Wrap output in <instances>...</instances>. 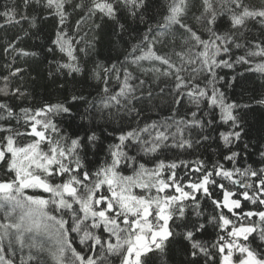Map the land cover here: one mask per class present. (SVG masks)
Here are the masks:
<instances>
[{"label": "snow or ice", "instance_id": "obj_1", "mask_svg": "<svg viewBox=\"0 0 264 264\" xmlns=\"http://www.w3.org/2000/svg\"><path fill=\"white\" fill-rule=\"evenodd\" d=\"M69 2L12 0L0 10V29L23 21L36 27L29 8L46 10L43 19L57 18L47 50L66 57L56 70L66 69L69 76L82 72L77 52L87 55L94 47L84 40L87 33L78 36L88 21L116 20L119 39L125 34L130 39L119 66L97 65L93 71L102 84L95 99L72 94L66 102L19 112L0 100V264H41L45 253L56 264H157V259L169 264L176 245L183 257L179 264H264V147L259 161L246 162L250 145L243 142L240 112L253 103L264 106V93L248 104L229 99L218 86L225 77L217 71L246 65V72L264 79V0H169L162 21L136 36L119 23V14L123 10L145 22L146 0H81L73 5L82 15L71 35L65 28ZM189 15L194 23L186 22ZM256 25L259 35L253 36ZM3 52L37 55L12 41ZM14 63L15 56L3 66L0 96L23 101L30 93L11 85L13 78L24 79L25 69ZM146 75L157 84L156 95L171 97V115L141 124L144 110L136 105L151 101L155 92ZM237 75L224 87L231 88ZM113 77L115 91L109 87ZM182 104L187 111L179 116ZM75 116L82 120L83 135L61 127L63 118ZM125 116L136 126L110 131L114 142L105 149L96 122ZM213 132L214 145L208 143ZM201 147L219 150V158L206 159Z\"/></svg>", "mask_w": 264, "mask_h": 264}, {"label": "trees", "instance_id": "obj_2", "mask_svg": "<svg viewBox=\"0 0 264 264\" xmlns=\"http://www.w3.org/2000/svg\"><path fill=\"white\" fill-rule=\"evenodd\" d=\"M81 0H70L65 5L66 11L70 14L65 24L66 30L69 34H73L75 30L76 21L82 15V12L77 9L74 11L73 5L80 3ZM252 3L259 4L260 0H250ZM12 0H0V10H3L5 4H11ZM17 5L22 3V0H15ZM169 0H146L147 10L144 12V21L133 20L132 17L126 12L121 11L119 23H124L126 27H129V31L132 36H136L137 32L143 34L146 32L147 27L151 25L155 27L158 22H161L163 15L165 14ZM29 16H36V27H31L28 21H23L21 25H12L4 29H0V76L6 75L7 70L3 67L5 63H11L15 56L14 67L24 68L25 71L21 74L24 79L18 80L12 79V87L22 85L23 89L30 93V96L23 101L17 100L15 97H3L0 96V100L8 102L16 112H19L20 107L24 106H37L44 102L56 103L61 101H67L70 99L72 94H83L88 99L97 98L100 94V88L102 84H98L93 78V71L97 69V65L109 66L112 63H117L124 60L126 44L124 41L130 39L128 34H125L124 41H121L117 35L119 32V24L116 20H110L104 18L103 20L96 18L94 21H88V23L82 27L78 36H84L85 41H93L94 47L88 49L87 55L81 52H77L79 57L78 63L82 69L79 74H73L72 76L67 75V70L64 69L61 72H57V62H65L64 57L58 51L49 52L47 49L53 47L51 45V39L54 38L55 29L57 26V18L49 17L43 19V16L47 15L46 10L39 8L35 5L29 8ZM2 22V20H0ZM188 23H194L191 15L187 18ZM99 25L97 28L95 25ZM250 26L251 22H250ZM223 28V26H222ZM136 30V31H132ZM27 33V35H26ZM253 36L259 35V26L256 25L252 30ZM15 37H19V40H15ZM12 41L16 43V46L23 48L29 52H36V56L20 57L16 56L14 52H10L7 56L3 52V46ZM84 46V42L77 45V48ZM172 45H169L171 48ZM169 48L163 49V51L169 50ZM247 66L237 65L235 70L221 68L218 69V74L225 77L224 81H221L220 86L225 91L229 99H235L241 104L252 103V97L259 96L264 93V88L261 87L264 84V79L261 78L258 72H246ZM135 75L141 76V72L131 68ZM243 72V76L237 75ZM49 73H52L50 76ZM233 75H237V82L231 88H225L224 84L231 79ZM151 83L152 88L155 90L154 97L151 101L147 99L143 103H138L136 106L143 109L141 124L145 120H157L162 121L169 115H171L170 102L171 97H160L156 95L159 89L157 84L151 80L150 75L143 77ZM63 85V87H61ZM0 86H3V81L0 80ZM162 86V84H161ZM109 87L115 91L118 89V83L114 77L109 82ZM147 88V85L145 86ZM77 108H73L75 113ZM83 107L79 108V112L83 113ZM187 111L186 104H182L178 110V115L182 116ZM241 114L244 118V127L247 135L243 138V142L250 145L248 149L249 158L247 163H253L259 161L258 151L264 147V106L252 104L250 108L240 109ZM87 123V121H83ZM82 120L79 116L74 118H63L61 127L65 132L71 134L73 132H79L83 135V129L79 127ZM136 123L125 116L119 122L111 121L105 124L104 121H97L95 127L97 128V134L102 135L103 147L106 149L107 146L114 142V136L109 135L110 131H114L119 134L120 130H128L130 127H135ZM92 127V125H89ZM226 126H219L220 130H224ZM214 145L216 132L212 133ZM238 147L242 148V144ZM218 151L213 152L212 148H200V153L204 154L207 159L209 156L213 160L218 159ZM199 154V153H198ZM171 156V153H169ZM92 157H90L91 159ZM190 159L192 157H189ZM100 159H104L102 153ZM245 161H241L244 163ZM230 166V165H226ZM253 166H257L253 164ZM127 174V173H126ZM206 203V212L211 214L213 208L210 202ZM210 235L207 239L214 238V232L209 228ZM259 243V240L254 242L255 246ZM79 248V245H77ZM179 245L175 246L174 254H170L169 264H179V261L183 258L180 251ZM55 260L48 253L44 254L41 264H55ZM157 264L159 260L157 259Z\"/></svg>", "mask_w": 264, "mask_h": 264}, {"label": "rangeland", "instance_id": "obj_3", "mask_svg": "<svg viewBox=\"0 0 264 264\" xmlns=\"http://www.w3.org/2000/svg\"><path fill=\"white\" fill-rule=\"evenodd\" d=\"M3 215V212L2 211H0V216H2ZM55 264H56V262H55Z\"/></svg>", "mask_w": 264, "mask_h": 264}, {"label": "flooded vegetation", "instance_id": "obj_4", "mask_svg": "<svg viewBox=\"0 0 264 264\" xmlns=\"http://www.w3.org/2000/svg\"><path fill=\"white\" fill-rule=\"evenodd\" d=\"M249 207H251V206H249ZM251 239V238H250Z\"/></svg>", "mask_w": 264, "mask_h": 264}]
</instances>
